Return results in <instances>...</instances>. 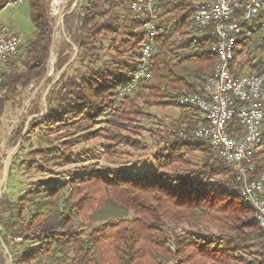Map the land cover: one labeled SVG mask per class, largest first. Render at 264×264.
Masks as SVG:
<instances>
[{"label": "trees", "instance_id": "trees-1", "mask_svg": "<svg viewBox=\"0 0 264 264\" xmlns=\"http://www.w3.org/2000/svg\"><path fill=\"white\" fill-rule=\"evenodd\" d=\"M47 1L29 0L34 31L24 55L3 73L0 116L6 100L46 73L54 24ZM160 22L163 31L150 39L125 0H85L64 16L59 77L48 81L43 109L35 104L28 124L49 145L33 153L61 164L78 144L96 139L107 142L108 156L118 146L145 150L126 132L139 136L140 121L150 119L159 126L150 135L156 150L146 167L86 169L0 200L2 243L15 247L21 238L29 244L10 255L12 264H264L263 232L240 200L230 167L194 135L200 113L179 103L201 93L216 63L211 29H198L184 3L163 1ZM149 41L150 75L123 92ZM230 71L264 73V40L241 36ZM167 106L178 110L167 123L150 112ZM262 127L264 136V120ZM30 132L21 126L19 138ZM263 150L255 154L257 173L264 171ZM196 151L203 156L194 160Z\"/></svg>", "mask_w": 264, "mask_h": 264}, {"label": "built area", "instance_id": "built-area-1", "mask_svg": "<svg viewBox=\"0 0 264 264\" xmlns=\"http://www.w3.org/2000/svg\"><path fill=\"white\" fill-rule=\"evenodd\" d=\"M22 1L5 0V5L15 8ZM125 1L132 16L142 21L150 39L163 31L160 22L163 1L188 4L194 25L200 30L211 29L213 43L209 51L216 56V63L201 93L183 97L179 103L200 113L202 122L194 135L205 140L215 156L230 167L240 200L251 210L253 220L263 232L264 247V171L257 173L255 161L256 152L264 146V73L234 75L230 71L233 49L241 36L264 40V0ZM67 5L68 0L47 1V12L54 21L53 34L58 28L65 36L63 19L72 9ZM23 42L18 31L0 24V84L8 63L20 55ZM151 56L149 41L141 45L133 80L123 92L131 91L138 80L150 75ZM56 57L57 53H53L49 58L51 65ZM5 92L0 87V98Z\"/></svg>", "mask_w": 264, "mask_h": 264}, {"label": "rangeland", "instance_id": "rangeland-1", "mask_svg": "<svg viewBox=\"0 0 264 264\" xmlns=\"http://www.w3.org/2000/svg\"><path fill=\"white\" fill-rule=\"evenodd\" d=\"M74 1L68 0L67 7L69 9L72 8ZM84 2L85 0H78L77 5L84 4ZM169 16L171 17L170 21H172L173 16L171 14H162V17ZM0 24L11 26L22 36L24 42L17 59L21 58L24 55V45L34 31V26L29 15V0H23L15 8L5 5V0H0ZM55 31L62 39L56 46L53 45L51 47L50 59L53 57V53H58L64 47V41L66 40V37L61 35L58 28ZM72 54H75V51ZM240 59H242V56L239 57ZM57 76L59 77V71L55 69V63L51 65L48 59L45 75L42 78L33 79L29 86L20 90L18 94L5 102L0 116V200L7 199L13 201L22 196L32 185L45 180L63 181L77 172L86 169L118 166H134L137 168L146 167V165L152 163L148 155L156 150V146L150 137L153 132H156L157 127H159L155 119L140 121L139 126L142 129L137 130L139 131V136L130 134V131L129 133L126 132L127 135H132L145 144V150H135L129 146H118L115 156H108L106 152L107 142L103 139H96L78 144L72 150V158L67 156L66 161L61 164L42 162L33 151L48 146L49 142L45 140L40 128H36L33 132H30L28 124L34 105L37 104V106L39 105L42 108L41 101L44 94L47 93L48 87L46 85L48 81H56L58 79ZM150 112L156 116V119L160 118L167 123L176 117L178 110L172 106L152 107ZM21 126L22 133L26 131L30 132L27 140L19 138ZM133 130L136 131L135 128ZM26 135L23 134L24 137ZM191 153H193V156ZM191 153L187 154L194 157V160L203 156L198 151ZM262 156H264V150ZM213 157L217 158L214 153ZM219 177L223 179L226 177V174H220ZM1 231L2 227L0 225ZM16 241L18 243L17 246L11 247V245H4L0 239V264H12L10 255L15 251L20 252L24 250L29 245L21 240Z\"/></svg>", "mask_w": 264, "mask_h": 264}, {"label": "crops", "instance_id": "crops-1", "mask_svg": "<svg viewBox=\"0 0 264 264\" xmlns=\"http://www.w3.org/2000/svg\"><path fill=\"white\" fill-rule=\"evenodd\" d=\"M61 35L64 36L62 33H61ZM64 38H65V37H64ZM61 39H62L61 36H60L58 33L55 32V33L52 35V41H51L50 49H51V47H52L53 45L56 46V44H58L59 42H61V41H60Z\"/></svg>", "mask_w": 264, "mask_h": 264}, {"label": "water", "instance_id": "water-1", "mask_svg": "<svg viewBox=\"0 0 264 264\" xmlns=\"http://www.w3.org/2000/svg\"><path fill=\"white\" fill-rule=\"evenodd\" d=\"M77 1H78V0H75V1H74L73 6H72V9H73L74 6L77 4Z\"/></svg>", "mask_w": 264, "mask_h": 264}]
</instances>
